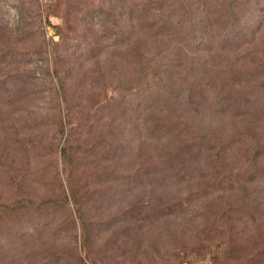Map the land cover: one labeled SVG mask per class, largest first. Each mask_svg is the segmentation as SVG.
Returning <instances> with one entry per match:
<instances>
[{
	"label": "rangeland",
	"instance_id": "obj_1",
	"mask_svg": "<svg viewBox=\"0 0 264 264\" xmlns=\"http://www.w3.org/2000/svg\"><path fill=\"white\" fill-rule=\"evenodd\" d=\"M0 264H264V0H0Z\"/></svg>",
	"mask_w": 264,
	"mask_h": 264
}]
</instances>
